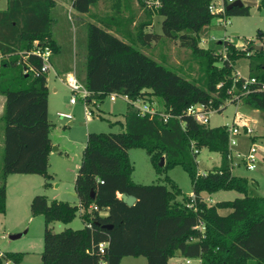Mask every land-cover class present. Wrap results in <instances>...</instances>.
<instances>
[{
  "label": "trees",
  "instance_id": "obj_1",
  "mask_svg": "<svg viewBox=\"0 0 264 264\" xmlns=\"http://www.w3.org/2000/svg\"><path fill=\"white\" fill-rule=\"evenodd\" d=\"M98 1L72 0L71 10L91 17V8ZM134 1L148 16L136 25L134 42L141 48L163 38L178 42L198 60L200 78L188 81L180 71L164 67L116 37L114 34L123 33L121 0H115L110 16H93L94 22L80 23L85 44L74 64L61 55L54 37L53 0H7L6 8L0 10V96L4 98L0 213L6 210L8 175L39 174L46 180L44 186L52 177L48 173L53 145L47 75L39 72L40 59L29 56L23 60L20 55L33 49L37 41L51 50L55 73L74 72L97 101L117 93L156 103L172 115L163 122L157 116L140 117L130 106L121 131L88 133L74 180L78 204L48 200L44 194H35L30 201L31 215L41 214L44 219L40 264H120L125 256H144L147 264H182L171 263L174 257L199 258L200 264H264V195L254 194L250 180L231 171L228 126L209 127L185 114L195 104L214 109L228 99L236 104L232 95H240L244 79L235 78L234 65L243 57L249 59L248 78H255L256 84L239 101L264 112V91L260 90L264 51H255L252 43L237 49L227 41L220 42L223 55L200 47L213 19L248 16L250 6L242 2V7H225L222 14H211L209 6L214 0ZM125 2L129 4V0ZM263 6L264 0H260L257 7ZM152 17H162L161 34L144 32ZM257 37L263 42L264 33ZM28 65L34 71L24 73ZM133 147L146 151L157 173L181 166L191 179L193 197L183 195L178 200L167 177L162 183L134 182L128 156ZM202 148L220 157L219 164L204 174L197 170L194 151ZM220 190H234L242 196L214 203L203 200L202 193ZM122 193L135 196L134 204L123 202ZM218 209L230 212L220 214ZM79 210L81 228L52 230L53 222L69 223ZM103 241L107 245L100 252ZM23 257L24 252H4L0 263L5 259L20 264Z\"/></svg>",
  "mask_w": 264,
  "mask_h": 264
},
{
  "label": "rangeland",
  "instance_id": "obj_2",
  "mask_svg": "<svg viewBox=\"0 0 264 264\" xmlns=\"http://www.w3.org/2000/svg\"><path fill=\"white\" fill-rule=\"evenodd\" d=\"M248 4V16H231L227 20L229 25L224 26L220 18L212 21L206 34L200 41V47L211 48L215 54H224V47L220 42L227 41L232 43L237 49L244 50L252 45H261L262 40L258 39L259 33H264V6L258 8L255 0H241ZM128 11H124L122 19L124 21L123 33L118 35L121 40L130 44L133 48L142 52L144 55L163 65L164 67L177 72L182 76L195 82L201 77L200 65L198 60L192 57L191 52L180 47L178 42L162 39L158 43L151 44L148 48H141L134 42L135 27L139 23L148 20L146 9L141 7L134 0H129ZM102 6V7H101ZM147 6V5H146ZM6 7V0L0 1V10ZM104 4H98L91 13L97 17L103 18L110 16L111 13L104 10ZM78 17L84 22H91L89 16H76L74 11L67 9L65 14L58 19L53 32L57 43L61 47V55L71 59L75 63L76 54H81L84 50L85 35L84 28L78 23ZM162 17H152L151 25L144 29V32L161 34ZM247 57L239 58L234 65V76L236 79L248 78ZM220 66V64H217ZM74 73V72H72ZM48 85L57 89L56 94L50 93V104L48 108V119L52 123L49 136L53 141V147H59V151L53 150L49 155L48 173L52 176L48 180V185L44 186L46 180L39 174H13L7 177L8 206L5 213H0V255L4 252H24V257L20 264H40V253L43 248L44 219L41 214L31 215L30 201L27 195H24L23 189L28 187L32 193L44 194L48 200L56 199L67 201L72 205L78 204V197L74 189V180L77 174L78 166L81 161L82 151L86 144L87 135L90 132H119L123 129L124 115L130 107L123 99L117 98L115 102L105 96L102 102L96 105L86 106L92 110V119L85 117V105L78 101L76 105H69L70 91L63 83V74H56L52 69L47 74ZM221 85V84H219ZM218 85V87H219ZM233 98L237 95H232ZM156 100V99H154ZM224 109L214 112L210 115L209 127L220 125H231L236 115L244 116L246 123H251L253 133H264L263 128L257 129V126L264 123V112H260L245 106L237 100L236 104L231 103V99L222 102ZM160 108V107H159ZM56 112L71 114L72 123L65 119H60ZM2 114V105L0 102V116ZM250 119V120H249ZM257 123H259L257 125ZM261 123V124H260ZM244 138V139H243ZM245 140V145L248 140ZM257 142H260L257 140ZM264 143V141H262ZM3 154V123L0 122V171L2 166ZM128 156L133 165L131 178L134 182L142 184L162 183L164 178L170 179L173 184L172 189L177 192V199L182 200L183 195L192 193L191 179L188 173L181 166H174L166 171L157 173L149 159L148 154L143 148L133 147L128 149ZM219 154L210 152L205 148L197 151V167L199 173L211 170L219 163ZM237 159L234 158V161ZM233 174L246 176L251 181L254 194L264 195V181L258 180L257 173L245 169L242 165L234 167ZM255 177V181L252 180ZM25 178V179H24ZM23 183H25L23 185ZM167 183L170 188V184ZM29 185L31 186L29 188ZM177 190V191H176ZM34 194V195H35ZM33 195V196H34ZM32 196V197H33ZM204 197L209 196L203 193ZM242 196L234 190H222L214 195V200H232L235 197ZM32 199V198H31ZM209 203V201H206ZM83 226L80 216V210L76 212L75 217L69 223L55 221L51 224L55 232L65 228L78 229ZM21 233L17 238H10V235ZM182 259H179L181 262ZM175 261L170 259V262ZM177 262V261H176ZM0 264H12L2 259ZM120 264H147L144 256H125ZM192 264H197L196 260Z\"/></svg>",
  "mask_w": 264,
  "mask_h": 264
},
{
  "label": "built area",
  "instance_id": "obj_3",
  "mask_svg": "<svg viewBox=\"0 0 264 264\" xmlns=\"http://www.w3.org/2000/svg\"><path fill=\"white\" fill-rule=\"evenodd\" d=\"M236 0H214L209 6V12L211 14H222L225 10V7ZM256 5L260 0H255ZM221 23L224 26L229 25L227 18H220ZM23 57V60L27 59L29 56H35L41 60V66L39 72L41 74H48L52 70L50 58L51 50L49 47L40 45L37 41L34 42V47L29 52L20 53ZM28 71H34V69L28 65L27 69H24V73ZM63 83L70 91L69 105H76L78 101H81L85 105V117L90 120L92 119V110L86 106L96 105L97 101L93 94L87 91L82 84L78 81L74 73H68L64 76ZM256 84L255 78L244 79L242 84V92L240 95L234 97L235 100H239L240 96L250 92L252 85ZM221 85H219L220 87ZM260 90L264 91V84L260 86ZM117 98L123 99L126 103L129 104L140 117H148L152 119L157 116L160 117L163 122H166L169 118L172 117L171 114L163 112L156 103H149L144 99L131 100L126 95H120L117 93H112L109 96L111 102H115ZM223 106H219L218 109H214L211 105L206 106L204 104H195L187 108L185 114L191 117L196 123L208 124L210 115L214 112H219ZM60 119H65L67 121H72L73 116L66 113H57L56 114ZM228 126V125H227ZM253 129L248 123H246L244 116L236 115L233 123L228 126V159L230 160L231 169L242 165L245 169L252 171L255 170L258 162L264 160V143L257 142L256 140H251ZM240 136L245 137L248 140L246 147H242L240 144ZM195 152L198 150L195 149ZM234 158L237 160L234 161ZM205 173V172H204ZM202 173V174H204ZM193 197V195H192ZM204 201L206 199L203 198ZM93 208H97L94 206ZM87 226H91L87 224ZM107 245V241H103L99 244L98 250L103 252V248ZM196 260L197 264H200L199 258H183L182 264H192V261Z\"/></svg>",
  "mask_w": 264,
  "mask_h": 264
},
{
  "label": "crops",
  "instance_id": "obj_4",
  "mask_svg": "<svg viewBox=\"0 0 264 264\" xmlns=\"http://www.w3.org/2000/svg\"><path fill=\"white\" fill-rule=\"evenodd\" d=\"M54 1V3H55V6H54V8H53V12H52V14H53V17H54V19H55V22H56V24L58 23V19L61 17V16H63L64 14H65V12H66V10L67 9H70L71 10V5H72V0H53ZM115 2V0H99L98 2H97V4L94 6V7H92L91 8V12H92V10L94 9V8H96L97 6H98V4H104V10H106L108 13L110 12L111 14L113 13V11H112V5H113V3ZM6 5H7V0H6ZM102 7V6H101ZM6 8V7H5ZM4 8V9H5ZM4 9H2V10H4ZM120 9H121V15H123V12L124 11H128V9H129V7H128V5H127V3L125 2V0H121V6H120ZM72 11V10H71ZM76 16H83V17H86L87 15H85V14H81V13H78V12H76ZM93 16H97L96 14H93V13H91V17H93ZM82 18V17H81ZM80 17H78V23H82V19H81ZM91 22H94V20L92 19V21ZM116 37H118L120 40H121V38L118 36V35H116V34H114ZM69 73H72V72H69ZM66 74H68V73H66ZM66 74H63V76H65ZM48 78H47V88H48V90H49V95H48V108H49V104H50V101H49V98H50V93H52V94H56L57 93V89L54 87V86H52L51 87V91H50V87H49V85H48ZM0 102H1V105H2V110H3V105H4V98L3 97H1L0 96ZM69 103V102H68ZM57 113H59V112H56V114ZM250 120V119H249ZM72 122H70V124H71ZM259 123H257V125H258ZM261 124V123H260ZM249 125H251V123H249ZM263 126H264V123H262L260 126L258 125L257 126V129L258 128H260V127H262L263 128ZM251 128H252V126H251ZM253 133V132H252ZM255 134H252V136H254ZM51 139V138H50ZM244 139V138H243ZM257 140H259L260 142H262V141H264V133H257ZM51 143H52V145H54V143H53V141L51 140ZM240 144H241V146L244 148V144H245V140H242V139H240ZM245 147H246V145H245ZM53 150H55V151H59V147L57 146V147H55ZM53 150H51V152L53 151ZM51 152H50V154H51ZM219 164V163H218ZM217 164V165H218ZM233 170H234V168H232L231 169V171L233 172ZM253 172H256L257 174V182L255 181V177H252V180H254L256 183H257V185H259V183H258V180H262V181H264V160H260L259 162H258V165H257V167H256V169L255 170H252ZM10 175H13V174H10ZM9 175V176H10ZM25 175H27V174H25ZM8 176V177H9ZM246 177V176H245ZM248 178V177H247ZM25 179V178H24ZM249 179V178H248ZM251 182V181H250ZM7 183H8V181H6V185H7ZM25 183H23V185H24ZM31 186L29 185V188H30ZM23 191H24V195H27L28 197H27V199L28 200H31V198H32V196L35 194V193H32V191H31V189H28V187H25V189H23ZM220 191H222V190H220ZM220 191H217V192H215V193H211V194H209V196H208V198L207 197H204L203 196V193H202V196H203V198L204 199H206V201H209V203H214V202H216V201H221L220 199L219 200H214V199H212V197L214 196V195H217V193H219ZM189 195H192V193H190ZM8 206V193H7V188H6V207ZM7 209V208H6ZM6 212V211H5ZM218 212L220 213V214H227V213H229L230 212V210L229 209H218ZM172 259H174L175 261H172L171 263H179V259H182L181 260V262L183 261V258H181V257H174V258H172ZM177 261V262H176ZM22 262V261H21Z\"/></svg>",
  "mask_w": 264,
  "mask_h": 264
},
{
  "label": "water",
  "instance_id": "obj_5",
  "mask_svg": "<svg viewBox=\"0 0 264 264\" xmlns=\"http://www.w3.org/2000/svg\"><path fill=\"white\" fill-rule=\"evenodd\" d=\"M242 6H243L242 1H241V0H236V1H234L233 3L227 5V6H226V10H230V9H232V8H235V7H242ZM254 50H255V51H258V52H260V51H264V39H263V42L261 43V45L254 46ZM54 148H55V147H53V149H54ZM163 162H164V158L161 157L160 162H159V165L162 166V165H163ZM120 198H121V200H122L123 202H125V203H126L127 205H129V206L133 205L134 202H135V200H136L135 196H133V195H128V194H126V193H122V194H120ZM108 227H110V225H109ZM19 236H21V233L12 234V235H10V238L14 239V238H17V237H19Z\"/></svg>",
  "mask_w": 264,
  "mask_h": 264
}]
</instances>
